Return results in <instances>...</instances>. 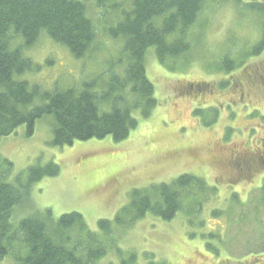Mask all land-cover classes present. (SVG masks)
<instances>
[{
	"label": "rangeland",
	"instance_id": "1",
	"mask_svg": "<svg viewBox=\"0 0 264 264\" xmlns=\"http://www.w3.org/2000/svg\"><path fill=\"white\" fill-rule=\"evenodd\" d=\"M93 1L88 0L87 7L96 40L81 58L45 30L27 46L23 35L11 28L10 48H21L34 64L12 79L50 92L88 89L96 94L100 114L112 111L115 104L130 106L138 126L120 142L108 137L56 146L55 120L46 115L36 122L33 135L27 136L23 125L0 138V182L28 193L12 212V233L24 218L51 209L53 220H45L49 227L62 214L79 212L105 248L95 263L86 262L90 240L74 229L71 240L63 244L72 249L84 240L75 251L84 264H132L131 253L135 264H148L151 258L162 264H238L250 253L264 251V168L235 181L226 166L233 151L264 147V49L252 53L262 40L264 14L249 6L264 0H205L185 36L189 52L170 65H163L156 48L149 47L145 65L158 104L147 117L142 105L132 106L136 96L131 84L114 80L124 79L131 56L125 49L126 37H113L109 30L129 7L120 5L113 12ZM180 36L178 31L168 40ZM225 57L235 61L229 73L220 68ZM192 84L194 89L185 94L183 89ZM42 104L36 97L28 108ZM212 106L220 109L217 119L208 108ZM198 109L203 112L195 113ZM51 162L59 167L57 176H45L28 190L20 185H28L30 166ZM185 173L202 178L209 188L207 193L196 192L202 210L194 197L185 196L171 220L150 212L128 226L115 222L132 192L145 190L155 200L153 186L171 183ZM102 219L110 220L111 232L101 226ZM27 252L17 237L0 264H21L17 258Z\"/></svg>",
	"mask_w": 264,
	"mask_h": 264
},
{
	"label": "trees",
	"instance_id": "2",
	"mask_svg": "<svg viewBox=\"0 0 264 264\" xmlns=\"http://www.w3.org/2000/svg\"><path fill=\"white\" fill-rule=\"evenodd\" d=\"M88 0H0V138L14 133L20 126H26L27 136L35 132L36 122L46 115L54 117V139L56 146L72 145L76 141L104 139L111 137L120 142L129 137L131 131L138 126L133 117L131 107L114 105L112 111L100 114L96 94L85 89L77 92L70 89L64 92L43 91L39 85H30L26 81H13V75L34 67L33 62L25 58L21 48L11 49L9 31L21 33L27 46L33 45L42 30L56 42L67 45L73 54L84 57L94 47L96 30L88 15ZM93 1V0H91ZM100 8L106 6L116 11L120 5L129 8L123 12V19L109 30L113 37L125 36V49L130 53L131 62L124 79L114 78L117 83L131 84V91L136 96L133 107L143 106V116L147 117L158 101L155 98V86L147 76L145 54L149 47H155L158 60L163 65H170L174 60L190 50L186 41V33L196 22L203 10L205 0H94ZM131 4V6H130ZM251 9L264 14V2L249 4ZM110 7V8H109ZM161 18V19H160ZM180 37L169 41L168 37L176 32ZM264 49V23L260 43L252 53L258 54ZM170 59H173L172 61ZM235 67V61L225 57L220 68L229 73ZM224 86L226 82L222 83ZM187 87L185 94H190L194 85ZM199 91V89H198ZM36 97L44 104L29 109ZM210 111L216 119L218 109ZM202 113L198 109L195 113ZM264 119V116H263ZM215 120L213 119L212 122ZM11 164V163H10ZM237 179L250 178L256 170L264 168V147L246 152L233 151L226 162ZM234 170V171H233ZM58 165H34L27 169L28 185L24 189L45 176H57ZM22 177H17L19 181ZM156 199L145 190L132 192L130 202L123 206L115 217V222L128 226L153 213L165 220L173 219L182 208L181 200L187 196L194 197V204L201 206L200 196L207 193L205 181L191 173L177 177L171 183H161L152 187ZM264 190V185L262 188ZM26 195L28 193H25ZM15 186L0 182V259L6 257L10 246L17 237H21L28 249L27 255L17 258L21 264H84V259L76 255L77 247L84 240L76 243L73 248L63 242L71 240L69 233L74 229L86 233L90 240V248L86 262L95 263L105 255V248L96 241V235L87 228L84 217L79 212L62 214L51 227L45 220H53L51 209L37 212L24 218L16 233H12L10 218L14 208L25 200V195ZM207 199V198H206ZM195 208V213H199ZM192 212V210H190ZM112 221V220H111ZM100 224L111 232L110 220H101ZM12 233V234H11ZM82 233V234H83ZM79 234V235H82ZM61 242V243H59ZM136 256L131 253L132 264ZM148 264H162L151 258ZM238 264H264V251L250 253Z\"/></svg>",
	"mask_w": 264,
	"mask_h": 264
},
{
	"label": "bare ground",
	"instance_id": "3",
	"mask_svg": "<svg viewBox=\"0 0 264 264\" xmlns=\"http://www.w3.org/2000/svg\"><path fill=\"white\" fill-rule=\"evenodd\" d=\"M103 220V219H102ZM85 239V238H84ZM75 242V241H74ZM90 246V245H89ZM76 254H77V252H76Z\"/></svg>",
	"mask_w": 264,
	"mask_h": 264
}]
</instances>
